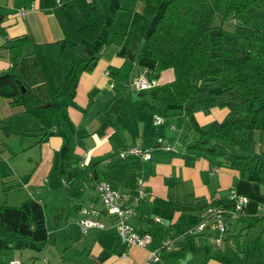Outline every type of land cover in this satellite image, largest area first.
<instances>
[{
  "label": "crops",
  "instance_id": "obj_1",
  "mask_svg": "<svg viewBox=\"0 0 264 264\" xmlns=\"http://www.w3.org/2000/svg\"><path fill=\"white\" fill-rule=\"evenodd\" d=\"M105 1H100L101 9ZM24 2L28 3L23 5ZM89 2L72 0L77 10H83L82 7L86 8ZM142 5V1L133 0L124 32H119L121 35H111L113 38H109V34L104 35L105 41L90 69L81 68V64L72 68L74 77L65 86L68 89L64 101L56 104L54 98L50 100L54 112L48 127L41 129L40 122L35 121V117L23 105L12 104L5 97L8 112L29 118L23 114L26 112L34 118L28 122L29 130L34 127L40 129L41 133L27 146L30 153L21 156V162H17L9 159L15 152L11 151L13 146L6 144L11 135V125H4V129L1 127L3 141L0 161L6 163L9 169L0 174L1 199L8 204H17L25 198L36 197L32 195L30 185L35 187L40 181L43 184L48 181L50 193L59 192L64 197L60 204L61 210L53 220H45L51 233L44 242L35 243L26 238L27 241L22 238L6 239L0 235V261L18 258L20 264H33L37 260H32L35 255H32L33 247L45 244L53 234V239H58L61 244L59 257L47 255L38 264H145L149 249H155L158 254L157 259L148 264H196L198 257H202L200 264H226L229 258L224 253L210 254L203 247L204 242L210 241L220 251V248H227L231 257L240 249L246 251L248 257L242 253V259L233 257V261H230L232 264H264L263 238L260 242L244 240L239 245L235 235L223 236L222 233L218 238L216 227L208 224L207 219L203 225L197 226L200 220L198 213L204 206L218 205L227 209V193L232 189L247 197L242 207L247 214L244 218L238 215L233 219L224 212L222 216L227 219L226 230L227 224L236 222V235H239L245 220H250L248 225L252 224L251 229H260L264 224V173L241 177L236 169L217 166L203 155L185 157L183 151L168 153L158 148L151 150L148 160H110L118 147L133 143L146 144L147 148L175 140L178 149L180 133L184 128L182 108L177 106L169 90L164 87L173 78L172 68L165 67L153 72L155 60L143 52V37L136 40L135 34L142 33L147 24L146 17L141 14ZM108 6L106 3V8ZM19 7L23 8L22 15L16 13ZM112 12L114 14L115 10ZM0 26L6 36L21 33L29 36L44 82L50 91L55 90L69 74L63 71L68 67L51 66L56 60L54 57L57 60L61 56L67 57V47L61 40L66 38L76 41L79 47L80 43L84 44L81 48L83 53L96 51V41L80 40L74 33L56 0H0ZM121 29L122 26L119 31ZM3 42L0 33V71L9 66V53ZM47 59L53 63L46 66L41 64ZM139 71H146L147 76L154 74L155 85L136 89L132 79ZM58 80L59 83L51 87ZM227 113L226 106L212 105L203 110H192L191 115L198 125H205L212 120H222ZM152 114L159 116L157 123L152 121ZM258 124V128L249 132L255 150L264 148V112L259 113ZM243 133L241 135H246ZM79 154L87 161L86 167L97 159L105 162L100 167L107 171L111 187L119 192L116 202L131 204L134 209V213L126 217L127 222L136 232H146L150 236L145 245L119 240L112 226L113 215L100 204L89 181L80 184L77 194L70 195L66 187L68 184H65L67 180L71 181L73 162L69 163V160H75ZM136 178L140 179L144 198L133 200L132 196L137 191L134 183ZM254 212L261 214L260 219L246 217ZM85 216L101 221L103 227L88 226L81 233L78 222ZM69 222H73V225ZM250 228L244 229V233ZM263 233L264 227L260 235ZM75 238L82 253L67 251L68 242H73ZM185 247L189 251L184 253L182 249Z\"/></svg>",
  "mask_w": 264,
  "mask_h": 264
},
{
  "label": "trees",
  "instance_id": "obj_2",
  "mask_svg": "<svg viewBox=\"0 0 264 264\" xmlns=\"http://www.w3.org/2000/svg\"><path fill=\"white\" fill-rule=\"evenodd\" d=\"M57 1L74 33L80 40L96 41V51L83 53L76 41L61 40L70 51L71 69L67 78L62 79L53 91L46 87L29 36L26 33L6 36L0 26V33L5 37L3 46L9 53V66L0 71V95L9 98L12 104L23 105L40 122L41 129L49 126L54 112L50 100L63 84L72 82V68L80 64L83 69L93 66L105 41L103 37L112 24L110 14L100 7L101 0H90L83 10H77L72 0ZM113 1H116L114 6L117 7V0ZM140 1L143 3L141 14L146 17L147 24L144 33L137 34L136 38L139 35L143 37V52L155 60L153 72L165 67L172 68L173 78L164 87L169 90L177 106L182 108L184 118L178 149L175 140L171 143L164 141L149 146L150 153L158 148L168 153L183 151L185 157L203 155L217 166L236 169L241 177L264 173V148L255 150L249 135L252 129L260 126L258 115L264 112V1H260L261 7L254 4L257 0ZM255 10L262 13L261 26L246 25L248 14ZM243 15L246 18L239 20L238 17ZM227 20L233 23L230 31L232 39L225 41L221 38L223 29H218L216 25L220 27ZM210 56H217L220 65L206 66V59ZM199 80L203 81L202 85L198 84ZM19 84H22L23 90H20ZM215 87L217 89L213 90ZM195 97L198 107L192 108L189 101ZM212 105L226 106L228 113L225 118L198 125L191 115L192 110H203ZM242 132L246 135H241ZM164 145L169 148H164ZM83 158L79 154L75 160H69V163L73 162L71 181L67 180L65 184H68L66 187L70 195L77 194L80 184L87 181L91 187H94L95 179L108 181L107 171L100 167L105 162L97 159L86 167L88 163ZM110 160L141 161L134 155L119 157L117 154ZM138 179L134 182L136 186ZM97 199L101 204V200ZM41 205L36 197L25 198L17 204H8L0 199V235L6 239L26 238L35 243L44 242L51 231L45 225ZM225 206L230 208V203ZM242 207L233 219L238 215L244 218L247 213L243 212ZM226 214H229V210ZM246 217L260 219L261 214L254 212ZM221 220L225 231L227 219L222 216ZM5 261L0 262L7 264Z\"/></svg>",
  "mask_w": 264,
  "mask_h": 264
},
{
  "label": "rangeland",
  "instance_id": "obj_3",
  "mask_svg": "<svg viewBox=\"0 0 264 264\" xmlns=\"http://www.w3.org/2000/svg\"><path fill=\"white\" fill-rule=\"evenodd\" d=\"M260 1L261 0L254 1V4L256 3V6L261 7ZM262 1H264V0H262ZM106 3H107V5L109 4V6L107 8H106ZM114 3H116V1L114 2L113 0H106L105 3L103 4V7H102L103 11L108 12L110 14V19L112 22V24L110 26L111 31L107 32V34H109L108 35L109 38H113V37H111V35L117 36V35H121L119 32H121V33L124 32V29H125L124 27L126 24L125 22L127 20V15L129 14L130 10L133 8V0H117V5H118L117 7L114 6ZM82 8L84 9L85 6H83ZM112 10H115L114 14H112ZM238 18H239V20H244L246 18V15L239 16ZM262 20L263 19H262L261 11L255 10L252 13L248 14L247 19L245 21V24L252 26V27L261 26ZM216 24H218V19L216 21ZM221 24L222 25H220V27H219V25H216V27L218 29H220V28L223 29V31L221 33V38L225 41L231 40L232 34L230 31L232 30V27H233L232 20L224 21ZM121 26H122V29H121V31H119V28ZM143 30L145 31V29H143ZM213 31L215 32L214 29H213ZM136 36H137V34H135V37ZM139 37H140V35H139ZM3 38H5V37H3ZM138 38L136 40H138ZM83 45L84 44L80 43L79 48H82ZM65 49H66L65 51H67V53H68L67 57L61 56L58 58V60H57V57H54L56 59L54 61V63L50 59H47L46 61H41V64L46 66V64H52L53 63L51 65L52 67H68V69H69V67H71V62H70V57H69L70 54H69L68 47ZM219 65H220V60L217 56H210L206 59V66L217 67ZM39 66H40V64H39ZM68 69H63V71L65 70L66 72L67 71L69 72ZM57 82L59 83V80L56 81L54 84H52L51 87L54 85L56 86ZM67 84L68 83L63 84V87L60 88L59 92L54 97L53 101L56 104H59L60 102L64 101L65 93L68 89L65 87ZM198 84L202 85L203 81L199 80ZM216 89L217 88L215 87L213 90H216ZM196 97L193 99H190L191 101H189V104L192 103V108L198 107ZM4 101H5V97L0 95V147H2L1 143L3 141V138H2L3 137V135H2L3 130H2V128L4 127V125L10 124L12 130L10 131L11 135H10L9 139L7 140L6 144H8L11 147L13 146L11 151H14L15 154L10 155L9 159H12V161L16 160L17 162H21V156L25 157V155L30 153V148L27 146L31 145L38 138L41 131H40V129H35L34 127H30L31 130H29L28 126H30V125L28 122L33 121L34 118L32 116H30L29 114H27L26 112H23V114L29 118L18 117V116H15V114H13V113H9L8 112L9 107L6 105V103ZM60 113H61V110L59 111V114ZM35 121H38V120L35 118ZM29 133H31V134H29ZM28 142H31V143H28ZM21 144H23V145H21ZM137 144H139V143H137ZM140 145L144 148H146V146H148L146 144H143V145L140 144ZM20 146H22V148ZM17 165L19 166V164H17ZM8 170L9 169L7 167V164L3 163V161H0V174L7 172ZM128 174H129V172H128ZM47 185H48V181H46L45 184H43L40 181L37 183V185L35 187L32 185H30V187H31V190H33L32 195L36 196L39 199V201L41 202L44 218H45V220L48 221V220H53V218L55 217V214H57L61 210L60 204L63 203L64 195L62 193H59V192H57L56 194L50 193ZM61 190L64 191L63 188H61ZM0 195H1L0 196V199H1V197L3 195V192L1 191V186H0ZM71 198H73V197H71ZM75 199H79V198H75ZM154 211H156V210H154ZM68 216L65 218H68ZM249 221L248 220L244 221V226L239 231V235H236V233L238 232V230H237L238 224L235 225L236 222L231 223V224H227V230L225 229L223 236L235 235V237L237 238V243L239 245H241L244 242V240H251V241L258 240V242H260L262 238L264 239V235H263L264 233L260 235V231H261V229H263L264 224L262 225V227L260 229L256 228V227L251 229L250 227L252 226V224L248 225ZM69 223L71 225H73V222H69ZM52 226L53 225H51V227ZM246 228H250V229L245 234L244 229H246ZM14 239L17 240L19 238H14ZM22 239L27 241L25 238H22ZM77 240L78 239L75 238L73 242H71V241L68 242V250L67 251L70 250V252L72 251V253H74V254L78 253V252L82 253V250L76 244ZM203 247H206V250L210 251V254H212V253H215V254L216 253H224L229 258L228 261L226 262V264H232L230 261H233V257L238 258L240 260V259H242V253L245 255L247 254L246 251H243L240 249V250L236 251L237 252L236 254L234 253L235 256L231 257V253L228 251L227 248H225V249L220 248L221 249V251H220L219 248L216 246V244H213L212 241H210L209 243L204 242ZM33 248H34V253H32V255L33 254H35V255H33L32 260L37 259L33 264L40 263L42 258L48 257L47 255L59 257V253L61 252V244L59 243L58 239H55V240L53 239V234H52V237L49 238L45 244L36 245ZM263 248H264V244H263ZM182 251L185 253V252L189 251V248L185 247L184 249H182ZM246 257H248V256L246 255ZM201 259H202V257L201 258L198 257V260L195 261L196 264H200L199 262ZM238 259L236 261H239ZM24 261H25V256L22 257V262L24 263ZM2 264H6V263H2ZM29 264H31V262H29Z\"/></svg>",
  "mask_w": 264,
  "mask_h": 264
},
{
  "label": "built area",
  "instance_id": "obj_4",
  "mask_svg": "<svg viewBox=\"0 0 264 264\" xmlns=\"http://www.w3.org/2000/svg\"><path fill=\"white\" fill-rule=\"evenodd\" d=\"M16 13L18 15H22L23 8L19 7L16 10ZM132 82H134V87L136 89H144L154 85L155 78L154 76H147L146 73L140 71L132 79ZM153 121H159V116L154 115ZM163 147L169 148L167 145H164ZM116 154L119 157L134 155L140 160H147L150 158V148H144L140 144L134 143L119 148ZM94 183V190L97 193L98 198L101 200L103 206L105 207V210L114 217L112 226L119 240L140 246L145 245L150 240L149 234L146 232H136V230L126 220L127 216L134 213L132 205L127 203L119 204L118 202H116V198L118 197L119 192L113 189L108 181L99 179ZM141 186V182L138 179L136 194L132 196L133 200H137L143 195V188ZM227 197L229 199L230 208L228 207V209L225 210L218 205L205 206L199 213L200 220L198 221L197 226L199 227L203 225L206 222L205 219H207L208 224H212L216 227L217 235L218 237H220L222 232L224 231V222L223 220H221L224 212H227V210H229V215L231 217H234L238 209H240V206L243 205V203H245L247 200V197L244 194L234 192L232 189L228 190ZM262 208L264 209V204L262 205ZM78 225L81 233H84L88 226H94L97 228L103 227L101 221L87 216L82 217L79 220ZM163 243H165V240ZM157 254L158 252L155 249H149L144 259V263L148 264L152 260L157 259ZM7 264H20V260L18 258H10L7 260Z\"/></svg>",
  "mask_w": 264,
  "mask_h": 264
},
{
  "label": "water",
  "instance_id": "obj_5",
  "mask_svg": "<svg viewBox=\"0 0 264 264\" xmlns=\"http://www.w3.org/2000/svg\"><path fill=\"white\" fill-rule=\"evenodd\" d=\"M19 87H20V90H23V86H22V84H19ZM45 104H48V103H45ZM44 104V105H45Z\"/></svg>",
  "mask_w": 264,
  "mask_h": 264
},
{
  "label": "clouds",
  "instance_id": "obj_6",
  "mask_svg": "<svg viewBox=\"0 0 264 264\" xmlns=\"http://www.w3.org/2000/svg\"><path fill=\"white\" fill-rule=\"evenodd\" d=\"M140 72V71H139ZM144 73H147L146 71H143ZM151 76H154V74H152ZM155 78V77H154ZM145 89V88H144Z\"/></svg>",
  "mask_w": 264,
  "mask_h": 264
}]
</instances>
